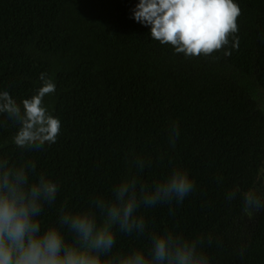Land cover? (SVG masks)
Masks as SVG:
<instances>
[{
  "label": "trees",
  "instance_id": "obj_1",
  "mask_svg": "<svg viewBox=\"0 0 264 264\" xmlns=\"http://www.w3.org/2000/svg\"><path fill=\"white\" fill-rule=\"evenodd\" d=\"M138 2L0 0V91L18 102L30 98L42 72L56 86L43 103L61 121L58 139L23 152L59 184L42 228L57 223L62 206L76 211L97 195L110 197L128 158L139 155L152 160L141 181L179 164L195 182L182 203L141 209L149 230L204 237L211 264H264V212L248 218L241 199H226L234 187L248 190L263 179L264 0H235L239 47L230 38L231 55L191 58L132 18ZM173 122L180 126L174 148ZM7 124H0V158L19 162L18 126ZM147 246L146 237L117 231L113 253Z\"/></svg>",
  "mask_w": 264,
  "mask_h": 264
},
{
  "label": "clouds",
  "instance_id": "obj_2",
  "mask_svg": "<svg viewBox=\"0 0 264 264\" xmlns=\"http://www.w3.org/2000/svg\"><path fill=\"white\" fill-rule=\"evenodd\" d=\"M240 15L235 0H139L132 9V18L150 27L152 39L170 44L188 58L220 51L231 55L230 38L231 48L239 47ZM39 80L36 92L20 102L8 91H0V115L5 117L0 124L7 127L11 121L18 126L12 143L21 149L19 162L0 158V264H211L203 250L204 237L188 238L167 227L149 230L141 209L178 205L194 191L195 182L179 164L151 183L141 181L138 173L150 169L152 160L139 155L128 158L126 173L110 197L97 195L76 211L62 206L57 223L42 228L44 205L55 202L59 184L47 173L37 172L35 161L24 159L23 152H39L54 144L61 121L43 103L45 96L55 92V83L43 72ZM258 107L264 111V103ZM179 128L178 122L169 127L172 148ZM238 198L248 218L264 212V184L248 190L237 186L226 194L228 201ZM117 231L146 237L147 248L113 253ZM212 243L209 237L208 246Z\"/></svg>",
  "mask_w": 264,
  "mask_h": 264
},
{
  "label": "rangeland",
  "instance_id": "obj_3",
  "mask_svg": "<svg viewBox=\"0 0 264 264\" xmlns=\"http://www.w3.org/2000/svg\"><path fill=\"white\" fill-rule=\"evenodd\" d=\"M260 103H264V101H260ZM262 175H263V179H262V184H264V170H262Z\"/></svg>",
  "mask_w": 264,
  "mask_h": 264
}]
</instances>
